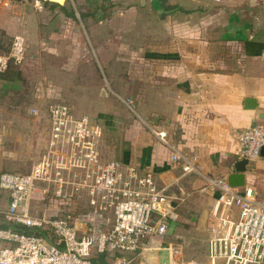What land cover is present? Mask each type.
<instances>
[{"label":"crops","instance_id":"0c3cea01","mask_svg":"<svg viewBox=\"0 0 264 264\" xmlns=\"http://www.w3.org/2000/svg\"><path fill=\"white\" fill-rule=\"evenodd\" d=\"M41 1L11 0L8 6L0 5V30L10 37L22 34L27 50L33 46L29 35L36 34L41 41L35 45L36 53L42 50L47 55L40 64L50 60L53 64L56 55L65 56L69 78L74 79L69 100L74 105L57 103L99 129L101 159L151 172L159 186H168L177 197L176 206L186 196L203 192L201 201L189 202L202 205L196 225L205 215L209 234L218 192L206 189L207 179L227 178L233 170L235 133L264 119V0H222L220 4L160 0L159 12L150 0H51L58 4L52 8L42 6ZM65 44L71 51H62ZM80 46L83 53L76 55L73 48ZM89 50L95 52L94 57ZM17 72L10 69L0 74V88L19 86L22 78ZM101 77L107 84L112 81L115 96L134 95L138 120L103 118L107 115L102 112L109 113L107 105L113 102L107 100L103 82L93 81H102ZM93 93L102 101L97 113L91 114L92 107H85L91 98L85 96ZM79 100L84 102L82 115L75 105ZM150 127L165 130L171 147L160 143ZM46 149L47 144L41 157ZM174 150L193 159L195 170L183 173L172 160ZM7 155V151L0 152V157ZM250 166L256 174L249 167L246 182L257 177L264 181V163L255 160ZM175 213L172 230L176 221L187 220L176 208ZM187 215L185 223H190L191 214ZM167 234L159 238L161 243ZM168 246L173 247L172 243L156 246L144 258L166 263Z\"/></svg>","mask_w":264,"mask_h":264},{"label":"built area","instance_id":"2783aa9c","mask_svg":"<svg viewBox=\"0 0 264 264\" xmlns=\"http://www.w3.org/2000/svg\"><path fill=\"white\" fill-rule=\"evenodd\" d=\"M220 4L222 0H210ZM11 0H0L8 6ZM26 52L25 38L12 36L7 52L0 50V72L20 65ZM36 114L35 108L29 109ZM49 138L45 155L24 173H0V189L10 192L5 218L41 234H24L0 228V264H92V252L113 258L112 264H200L196 260L151 263L144 254L161 245L169 221L175 217L177 197L168 186H159L152 173L139 172L117 160L103 161L99 129L85 117H75L69 107H48ZM162 144L170 146L165 130L150 127ZM234 163H264V119L235 133ZM171 147V146H170ZM172 160L183 173L195 170L193 159L174 150ZM217 190L213 223L207 241L208 264H264V201L252 184L231 187L226 178H208L206 189ZM33 196L66 206L52 218L32 219L28 202ZM87 209L73 210L74 205ZM233 208L237 214L233 215ZM158 239V242H156ZM157 244V245H156Z\"/></svg>","mask_w":264,"mask_h":264},{"label":"rangeland","instance_id":"374dc122","mask_svg":"<svg viewBox=\"0 0 264 264\" xmlns=\"http://www.w3.org/2000/svg\"><path fill=\"white\" fill-rule=\"evenodd\" d=\"M46 1L51 2V0ZM40 4L44 6V3L42 1ZM68 4L70 5V3ZM48 16L49 18H47V20L50 22L52 20V16L50 13ZM78 32L80 35H82V32L80 30H78ZM67 37L68 34L64 35V38ZM11 39L12 36H8L7 39H5L6 42L1 47V52L8 51ZM39 42L41 41L37 39L36 34H30L29 43L30 46L31 43H33V46L30 50H27V42L25 58L23 62L20 65L11 64L5 71L7 72L10 69L17 70L18 76L22 78V81H18L17 84L20 83L19 86L13 87L12 85L10 88H0V134L2 135H0V152L4 150L9 154L5 158L0 157V173H24L29 171L32 164L41 158V155L43 154L44 148L48 141V107L55 102H63L68 106L74 105L69 101L71 99V95L73 96V94L70 92V84L73 83L74 79L72 78L70 80L69 78V69L66 68L67 64H64L66 60L65 56L56 55L58 56V58L52 60L53 64L51 63V60L47 63L43 62L40 64V61L42 59L44 60L47 55L41 53L42 50H39V52L36 53V50L38 49L36 46L39 44ZM63 50L71 51L67 44L63 45L62 51ZM73 50H75L76 55L81 54L83 53V46L73 48ZM56 53L58 52L56 51ZM89 53L92 57H94L95 52L93 53L89 50ZM65 55L67 57V54ZM36 60H39V64L36 63ZM93 60L94 59L92 58V61ZM5 72H0V74H3ZM40 75H43V78H41ZM101 79L102 81H100L98 78L94 79L93 81H96L97 84L103 82L102 84L104 85V88L108 93L107 100L113 102V105H107V108H109L107 112L109 113L102 112L103 115H107L103 118L108 121L115 120V118H119L120 121L136 119L138 120L139 113L135 107L136 102L133 101L134 95H120L119 98L112 92V81L108 80L109 84H107L103 77H101ZM12 84H14V82ZM15 89H18V94H20L17 98L13 97L15 95L13 92L16 91ZM130 89L129 91H131ZM85 97L86 99L91 98L90 102L86 103L85 107L90 108L91 106V114L97 113V110L101 107V96L93 93V95ZM112 97L115 98V103L112 100ZM128 100H131L132 102H128ZM75 105L79 106L78 108L80 112L78 113L82 115L84 102H80L79 100V102L75 103ZM30 108H35L37 110V113H30ZM103 149H105V151H109V148L107 146H104ZM250 169V172L255 175L256 171L252 167ZM247 183L253 185L257 193V197L264 201V181L260 177H257L252 181H247ZM209 188L210 187H208V189ZM203 194V192H195L192 195L186 196L182 202H177V213L179 215H183L184 220L186 217L187 220L183 222L176 221L177 225H175V228L173 230L172 224L174 222L173 220H170L168 230V232L170 233L167 234L166 237H164V241H162L161 245H159V247H163L168 243H172L173 248H175L177 251V253L173 255V258H175L176 260H196L200 264H208L207 241L209 234L208 232H198L196 230V219L199 215L200 210L202 209V205L197 204L196 206H191L189 202L190 200H194L195 202L197 200L201 201V198H204ZM9 204L10 192L4 189H0V216H2V218H5V215L11 216V220H14L17 213H9ZM27 208L28 216L32 219H39L43 218L44 216L45 218H52L59 212V210L68 209V207L66 206L55 205L53 201H51L50 203L47 199L38 200L37 196H33V198L29 200ZM72 209L85 210L87 209V207L85 206V204H81L77 206L74 205ZM189 213L191 214V222L185 223L188 222L187 214ZM186 224H188L189 227H186ZM91 254V256H94L95 252L93 251ZM113 258L114 257L110 255L106 256V263L112 264Z\"/></svg>","mask_w":264,"mask_h":264},{"label":"trees","instance_id":"16d2710c","mask_svg":"<svg viewBox=\"0 0 264 264\" xmlns=\"http://www.w3.org/2000/svg\"><path fill=\"white\" fill-rule=\"evenodd\" d=\"M42 2L44 3V6H48L49 8L58 6L57 3L48 2L46 0H42ZM7 37L8 36L2 30H0V50H1V47L4 45V43L6 42L5 39H7ZM15 90L16 91H13L15 94L13 97L17 98L20 94H18V89H15ZM185 226L189 227L188 224H186ZM0 228L1 229H10V230H13V231H16L19 233H24V234H41V232H42L38 228L26 227L21 223L6 220L5 218H2V216H0ZM105 257H106V255L103 253H97L94 256H92L91 262H92V264H107L105 261Z\"/></svg>","mask_w":264,"mask_h":264},{"label":"water","instance_id":"95a60500","mask_svg":"<svg viewBox=\"0 0 264 264\" xmlns=\"http://www.w3.org/2000/svg\"><path fill=\"white\" fill-rule=\"evenodd\" d=\"M150 5L152 8L159 12L161 11L160 0H150ZM259 156L264 157V147H262L259 151ZM248 165V161L246 159L237 161L233 164V170L227 175V183L231 187H240L243 186L246 182L245 180V172L246 166ZM196 230L198 232H205L206 230V217L203 215L199 222L196 225Z\"/></svg>","mask_w":264,"mask_h":264}]
</instances>
